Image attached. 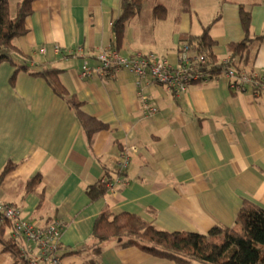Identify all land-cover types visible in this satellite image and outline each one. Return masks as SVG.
<instances>
[{
  "label": "crops",
  "instance_id": "0c3cea01",
  "mask_svg": "<svg viewBox=\"0 0 264 264\" xmlns=\"http://www.w3.org/2000/svg\"><path fill=\"white\" fill-rule=\"evenodd\" d=\"M21 0H9L14 14ZM143 0L141 11L124 27L118 50L123 55L154 52L174 62L181 34L199 35L208 24L213 53L223 61L228 45L241 40L239 6L250 12L251 37L264 34V0ZM162 6V17L154 9ZM25 18L27 32L13 40L23 54L19 64L60 69L58 80L68 92L54 93L47 81L0 64V200L20 208L39 225L57 220L61 226L59 253L68 264L91 258L82 250L91 244L98 214L139 215L162 230L206 232L216 224L232 226L244 199L264 207V97L250 89L229 87L223 74L192 83L179 95L159 84L144 86L147 105L136 94L135 77L119 70L107 79L81 78L87 62L96 65L102 48L115 47L113 25L120 0H35ZM55 47L60 52L55 51ZM78 47L82 54L68 52ZM40 48H45L40 52ZM244 71L264 72V39L253 41ZM109 126L88 145L68 104ZM147 106L155 108L147 112ZM135 146L116 195L91 199L87 189L116 172L121 151ZM40 174L37 192L25 194V184ZM44 190L41 201L38 192ZM4 234L20 249L23 238L6 225ZM97 264H175L141 251L120 247L117 239L100 243ZM0 264H10L1 252Z\"/></svg>",
  "mask_w": 264,
  "mask_h": 264
},
{
  "label": "trees",
  "instance_id": "16d2710c",
  "mask_svg": "<svg viewBox=\"0 0 264 264\" xmlns=\"http://www.w3.org/2000/svg\"><path fill=\"white\" fill-rule=\"evenodd\" d=\"M33 1L35 0H21L13 14L9 0H0V64L8 62L15 67L11 81L18 71L23 70L33 76L43 77L55 94L65 98L69 94L58 80L60 69L45 66L31 69L27 63L19 64L14 59V53L23 54L13 45V40L26 34L25 18L32 12ZM181 2L186 8L188 0ZM142 5L143 0H120V15L113 25L114 48H117L123 37L125 24L141 11ZM163 10L162 6H157L154 9L155 16L162 17ZM239 16L244 36L241 40L228 45L229 56L223 61L219 60L212 50L215 41L209 33L211 24L205 26L199 35H180L181 43L188 44L190 54L197 60L195 65L197 72L205 73L211 78L223 74L229 68L235 69L238 73L244 71L250 57L252 42L263 40L264 34L250 36L251 15L243 6H239ZM200 58L204 59L203 63L198 61ZM67 101L88 145H92L96 134L107 130L109 126L85 113L81 109L83 103L76 97L70 96ZM14 166L12 163L5 165L0 171V177ZM106 173L105 179L88 187L87 194L91 199L107 194L105 183L112 180L115 175H123V172L117 169L114 176H110L107 171ZM41 180L40 174L27 180L25 194L37 192ZM38 194L42 201L45 198L44 190H40ZM6 225L10 226L9 222L0 225L1 252L7 255L10 264H28L21 255L18 242L4 234ZM112 238L119 241L120 247L136 246L147 254L171 260L175 264H264V207L244 199L232 226L216 224L206 232H170L157 228L153 222L139 215L128 212L114 213L109 208H104L94 220L91 244L88 248L70 250L63 255L89 249L91 258L83 264H97L94 256L100 254L102 250L100 243Z\"/></svg>",
  "mask_w": 264,
  "mask_h": 264
},
{
  "label": "built area",
  "instance_id": "2783aa9c",
  "mask_svg": "<svg viewBox=\"0 0 264 264\" xmlns=\"http://www.w3.org/2000/svg\"><path fill=\"white\" fill-rule=\"evenodd\" d=\"M41 53L45 48H40ZM56 52H60L55 47ZM70 55L82 54V48L78 47L68 52ZM96 65L90 66L85 62L80 70L81 78H90L98 75L101 79H107L119 70H126L135 77L136 94L147 105V96L143 92L144 86L159 84L175 95L184 93L194 82L207 81L208 75L197 72L195 60L190 54L187 43H181L178 47L174 62L154 52H135L131 55H123L117 48H102L95 55ZM198 61L204 62L203 58ZM223 76L228 79L229 87L246 91L250 89L254 95L264 97V72L240 71L229 68ZM155 110L147 106V112ZM135 146L123 150L116 161V169L124 172L131 153L136 152ZM103 180V179H102ZM123 183L122 175H115L112 180L105 183L107 192L116 195L119 186ZM9 222L14 234L25 240L26 246L20 249L21 255L28 264H68L59 253L60 234L62 226L57 220L39 225L22 216L20 208L10 202L0 200V225Z\"/></svg>",
  "mask_w": 264,
  "mask_h": 264
},
{
  "label": "rangeland",
  "instance_id": "374dc122",
  "mask_svg": "<svg viewBox=\"0 0 264 264\" xmlns=\"http://www.w3.org/2000/svg\"><path fill=\"white\" fill-rule=\"evenodd\" d=\"M161 1H162V0H157V3H158L157 5H159V4L161 3ZM165 1H168V3H169L168 6H169V8H171V9H173V10L175 9V8H174L175 0H165Z\"/></svg>",
  "mask_w": 264,
  "mask_h": 264
}]
</instances>
